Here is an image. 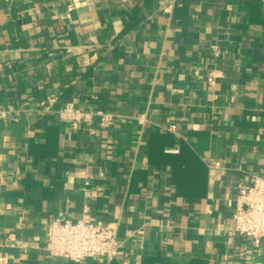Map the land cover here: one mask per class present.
Masks as SVG:
<instances>
[{"label": "crops", "instance_id": "crops-1", "mask_svg": "<svg viewBox=\"0 0 264 264\" xmlns=\"http://www.w3.org/2000/svg\"><path fill=\"white\" fill-rule=\"evenodd\" d=\"M0 105V264H264L233 232L264 169V0H0ZM85 206L116 257H51L49 217Z\"/></svg>", "mask_w": 264, "mask_h": 264}, {"label": "built area", "instance_id": "built-area-1", "mask_svg": "<svg viewBox=\"0 0 264 264\" xmlns=\"http://www.w3.org/2000/svg\"><path fill=\"white\" fill-rule=\"evenodd\" d=\"M210 49L217 59L221 54L219 46L211 45ZM223 76L224 70L215 66L210 69L207 82L215 86ZM44 103L45 101H41V104ZM13 111L11 105H0V122L7 119ZM59 115L73 122L98 118L100 124L106 127L114 121L113 115L102 109H83L73 103L65 105ZM166 129L175 131L176 125H168ZM209 165L216 167L219 163L214 161ZM233 232L245 236L254 245H259L264 240V169L248 172L239 178L233 209ZM118 243L116 227L95 222L88 206H85L82 216L76 220L54 215L49 217L44 248L51 257L82 263L92 257H116Z\"/></svg>", "mask_w": 264, "mask_h": 264}]
</instances>
